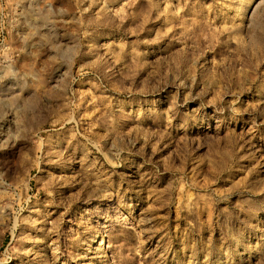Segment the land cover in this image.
I'll list each match as a JSON object with an SVG mask.
<instances>
[{
	"label": "rangeland",
	"instance_id": "1",
	"mask_svg": "<svg viewBox=\"0 0 264 264\" xmlns=\"http://www.w3.org/2000/svg\"><path fill=\"white\" fill-rule=\"evenodd\" d=\"M0 264H264V0H0Z\"/></svg>",
	"mask_w": 264,
	"mask_h": 264
},
{
	"label": "bare ground",
	"instance_id": "2",
	"mask_svg": "<svg viewBox=\"0 0 264 264\" xmlns=\"http://www.w3.org/2000/svg\"><path fill=\"white\" fill-rule=\"evenodd\" d=\"M97 243V242H96Z\"/></svg>",
	"mask_w": 264,
	"mask_h": 264
}]
</instances>
